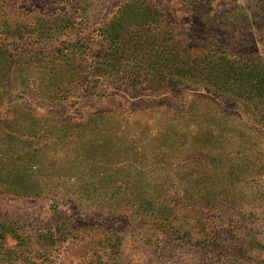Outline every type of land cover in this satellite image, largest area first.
<instances>
[{"label":"rangeland","instance_id":"1","mask_svg":"<svg viewBox=\"0 0 264 264\" xmlns=\"http://www.w3.org/2000/svg\"><path fill=\"white\" fill-rule=\"evenodd\" d=\"M147 19L167 43L264 52V0H0V115L39 114L0 123V264H264V138L231 153L241 120L205 90L89 86Z\"/></svg>","mask_w":264,"mask_h":264},{"label":"trees","instance_id":"2","mask_svg":"<svg viewBox=\"0 0 264 264\" xmlns=\"http://www.w3.org/2000/svg\"><path fill=\"white\" fill-rule=\"evenodd\" d=\"M202 1L211 4L213 0ZM7 29L12 31V25L9 24ZM135 33L136 36L123 45L113 41L114 45L111 43L107 46V52L93 58L90 65L86 64L87 68L93 70L90 88L97 90L101 85L129 81L141 84V89L150 92L160 91L167 83L169 86L182 84L205 90L211 96L223 100L227 110L230 107L236 110L234 114H228L217 109L220 113L218 119L224 125L231 126L232 119L241 120L240 132L230 133L228 137L224 135V141H230V146H233L231 149L228 147L229 151L253 153L254 147L260 146L248 139L263 141L264 138V52L252 55L227 54L220 49L221 39H217L214 33L211 35L215 37L202 39L196 47L182 45V41L175 39L173 44L167 43L160 39L159 33H155L154 23L148 19L136 26ZM6 36L9 37V33ZM8 43L4 39L0 45V57L3 59L10 52ZM87 48L91 50L92 47ZM79 64L83 67L81 62ZM38 115H30L29 112L23 116L6 117L3 114L0 115V123L15 128L13 125L19 126L22 118L28 117V121H34ZM243 117L263 134L258 135V132L249 129Z\"/></svg>","mask_w":264,"mask_h":264}]
</instances>
